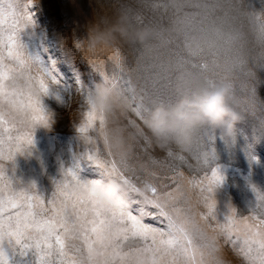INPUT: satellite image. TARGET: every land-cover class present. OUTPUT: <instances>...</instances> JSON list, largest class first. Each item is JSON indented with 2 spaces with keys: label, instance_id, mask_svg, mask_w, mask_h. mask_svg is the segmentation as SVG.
I'll list each match as a JSON object with an SVG mask.
<instances>
[{
  "label": "rangeland",
  "instance_id": "374dc122",
  "mask_svg": "<svg viewBox=\"0 0 264 264\" xmlns=\"http://www.w3.org/2000/svg\"><path fill=\"white\" fill-rule=\"evenodd\" d=\"M8 3L22 7L28 0H4L5 7ZM101 4L102 7L97 0L32 2V23L18 36L25 56H31L55 81L49 94L42 97L52 122L50 126L36 125L33 143L13 160L4 162L14 184L29 189L34 186V191L48 197L65 172L70 171L83 182L97 178L98 166L88 159L87 153L93 148L103 150V139L91 131L93 143L88 145L78 131L87 111L86 97L92 94L96 83L105 77L114 80L135 106L143 85L125 70V64H140L141 79L155 81L161 96L169 99L177 71L188 69L213 78L230 76L236 81L238 110L243 118L236 123L231 139L226 140L220 130L206 131L193 151L173 150L184 157L180 161L175 156L168 157L154 143L145 150L142 136L129 122L139 129L143 125L131 110L108 120L107 132L113 127L123 130L122 136L130 146L127 173L133 178L150 180L158 187L166 184L168 187L161 190L172 191L176 184L169 177L174 172L183 173L179 179L183 196L178 194L177 207L190 209L189 214L198 221L199 214L207 209L200 190L191 187L188 180L199 179L205 172L210 174L211 168L223 178L212 193L217 219L225 221L233 209L237 218L248 216L258 203L257 193L264 194V67L256 69L259 81H254L246 75L244 60L247 57L250 64L264 48V0H101ZM120 14H126L133 27L154 30V39L144 46L117 41L92 47L88 37L98 19H116ZM4 29L6 36L8 24ZM5 63L15 66L7 58ZM32 74H36L35 65ZM18 83L25 86L23 79ZM32 91L37 92L35 87ZM16 129L21 134L29 130L21 129L18 123ZM109 144L120 163L111 139ZM150 157L158 162L153 163ZM152 172L155 177L150 175ZM145 222L157 224L153 220ZM200 223L203 225V221ZM208 234L214 233L208 230ZM219 245L227 264H246L223 237L219 238ZM11 259L13 264L31 261V257L17 255Z\"/></svg>",
  "mask_w": 264,
  "mask_h": 264
},
{
  "label": "snow or ice",
  "instance_id": "6c2138e0",
  "mask_svg": "<svg viewBox=\"0 0 264 264\" xmlns=\"http://www.w3.org/2000/svg\"><path fill=\"white\" fill-rule=\"evenodd\" d=\"M32 2L28 0L22 7L8 3L5 7L4 0H0V264H13V255L31 257L30 264H144L140 257H147V264H227L220 255V237L246 264H264V194L257 193L255 208L259 212L254 208L248 216L237 218L233 209L221 222L214 214L216 201L212 193L223 178L211 168L210 174L205 172L199 179L188 180L191 187L200 190L207 209L199 214L198 221L189 214L190 209L177 207L179 196H183L179 183L183 173L174 172L169 177L175 189L162 191L168 185L158 187L150 180L133 178L122 167L126 161L117 162L109 144L107 118L96 109L91 94L86 97L87 111L78 131L88 145L93 143L91 131L103 139V150L93 148L87 153L98 166L99 176L83 182L70 171L65 172L48 197L34 191V186L29 189L14 184L4 162L13 160L33 143L36 125L50 126L52 122L42 97L49 94L55 81L37 61L25 56L18 36L32 23ZM6 58L15 66L6 64ZM21 79L24 87L18 83ZM17 123L29 130L21 134ZM129 123L142 136L145 150L151 149L152 142L139 126ZM14 130L16 135L12 134ZM165 151L168 157L184 161L173 150ZM150 175L155 177L156 173ZM109 177L128 186L126 207H109L97 199V187ZM208 230L214 234L209 235ZM98 256L106 259L101 262Z\"/></svg>",
  "mask_w": 264,
  "mask_h": 264
},
{
  "label": "clouds",
  "instance_id": "9594fccd",
  "mask_svg": "<svg viewBox=\"0 0 264 264\" xmlns=\"http://www.w3.org/2000/svg\"><path fill=\"white\" fill-rule=\"evenodd\" d=\"M97 3L102 7L101 0ZM155 35L150 28L133 27L128 16L120 14L116 19H98L90 30L88 41L92 47L117 41L144 46ZM244 63L246 75L259 81L256 69L264 67V48L250 64L247 57ZM125 70L143 85L135 106L121 86L108 78L96 83L91 94L92 101L107 121L131 110L143 125L140 129L142 133L161 149L191 152L196 148L200 135L206 131L220 130L226 140L231 139L236 123L243 118L238 110L236 81L230 76L213 78L197 71L179 70L174 78L173 96L169 99L161 96L155 81L141 79L140 64H125ZM122 131L113 127L107 133L123 162L127 160L130 146L126 144ZM122 167L129 170L126 163H122ZM128 195V186L118 178L109 177L97 187V199L109 207H126ZM105 259V256H98L101 262ZM140 259L147 264V257Z\"/></svg>",
  "mask_w": 264,
  "mask_h": 264
}]
</instances>
